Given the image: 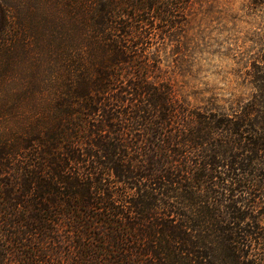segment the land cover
<instances>
[{"label": "trees", "instance_id": "16d2710c", "mask_svg": "<svg viewBox=\"0 0 264 264\" xmlns=\"http://www.w3.org/2000/svg\"><path fill=\"white\" fill-rule=\"evenodd\" d=\"M189 2L0 0V264H264V75L228 112L151 77Z\"/></svg>", "mask_w": 264, "mask_h": 264}, {"label": "rangeland", "instance_id": "374dc122", "mask_svg": "<svg viewBox=\"0 0 264 264\" xmlns=\"http://www.w3.org/2000/svg\"><path fill=\"white\" fill-rule=\"evenodd\" d=\"M185 11L150 26L142 44L160 65L151 77L171 86L184 111L228 112L264 75V0H190Z\"/></svg>", "mask_w": 264, "mask_h": 264}]
</instances>
